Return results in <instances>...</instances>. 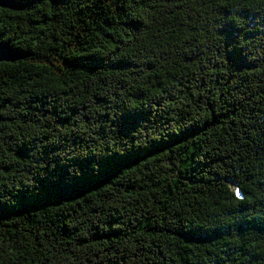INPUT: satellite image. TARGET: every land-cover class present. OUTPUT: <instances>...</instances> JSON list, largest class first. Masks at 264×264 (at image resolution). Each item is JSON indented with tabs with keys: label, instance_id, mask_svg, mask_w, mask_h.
<instances>
[{
	"label": "trees",
	"instance_id": "1",
	"mask_svg": "<svg viewBox=\"0 0 264 264\" xmlns=\"http://www.w3.org/2000/svg\"><path fill=\"white\" fill-rule=\"evenodd\" d=\"M10 1L0 264H264V0Z\"/></svg>",
	"mask_w": 264,
	"mask_h": 264
},
{
	"label": "water",
	"instance_id": "2",
	"mask_svg": "<svg viewBox=\"0 0 264 264\" xmlns=\"http://www.w3.org/2000/svg\"><path fill=\"white\" fill-rule=\"evenodd\" d=\"M0 8L2 9H9L13 11L21 10V4L17 2H13L10 0H0ZM0 46H3L6 53L11 52L9 58L5 61L6 63H16L25 59V56L22 54H18L9 43L1 42L0 39Z\"/></svg>",
	"mask_w": 264,
	"mask_h": 264
},
{
	"label": "snow or ice",
	"instance_id": "3",
	"mask_svg": "<svg viewBox=\"0 0 264 264\" xmlns=\"http://www.w3.org/2000/svg\"><path fill=\"white\" fill-rule=\"evenodd\" d=\"M0 10H2V9H0ZM10 55H11V52L6 53L4 47L0 46V64L5 62L9 58ZM45 67H47V65H45ZM235 194L237 197H240V192L238 189L236 190Z\"/></svg>",
	"mask_w": 264,
	"mask_h": 264
}]
</instances>
